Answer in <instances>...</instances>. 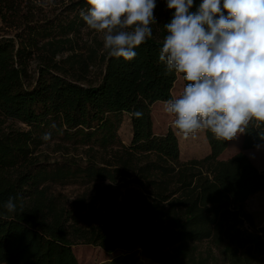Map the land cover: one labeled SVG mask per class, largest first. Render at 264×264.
I'll list each match as a JSON object with an SVG mask.
<instances>
[{
  "label": "trees",
  "instance_id": "16d2710c",
  "mask_svg": "<svg viewBox=\"0 0 264 264\" xmlns=\"http://www.w3.org/2000/svg\"><path fill=\"white\" fill-rule=\"evenodd\" d=\"M88 7L0 0V264H78L77 243L122 250L111 264H141L140 255L157 264H264V225L245 208L264 191V170L242 151L264 145V126L251 121L241 150L225 159L229 141L204 130L208 153L182 160L173 131L156 134L152 122V105L172 99L183 77L165 76L159 62L174 9L161 0L152 37L126 61L108 49L80 52L79 13ZM125 118L128 143L119 134ZM69 185L83 190L68 203L54 188ZM9 197L15 213L2 206Z\"/></svg>",
  "mask_w": 264,
  "mask_h": 264
},
{
  "label": "clouds",
  "instance_id": "9594fccd",
  "mask_svg": "<svg viewBox=\"0 0 264 264\" xmlns=\"http://www.w3.org/2000/svg\"><path fill=\"white\" fill-rule=\"evenodd\" d=\"M166 3L174 12L164 25L159 62L165 76L183 74L188 82L179 97L164 101L176 129L185 138L210 130L217 139L231 141L251 121L264 126V0H201L195 10L194 0ZM87 5L79 15L90 29L106 30L104 48L110 57L133 60L134 49L153 35L156 0H87ZM131 115L141 118L143 113ZM50 128H56L55 122ZM51 138V131L41 136L46 142ZM2 206L8 213L17 211L14 197Z\"/></svg>",
  "mask_w": 264,
  "mask_h": 264
},
{
  "label": "rangeland",
  "instance_id": "374dc122",
  "mask_svg": "<svg viewBox=\"0 0 264 264\" xmlns=\"http://www.w3.org/2000/svg\"><path fill=\"white\" fill-rule=\"evenodd\" d=\"M161 0H156V8L153 10L155 13L159 7ZM134 27V26H133ZM131 31V28L120 29L117 28L114 31ZM106 30L103 32H97L96 30L90 29L88 26L82 30V49L81 53L88 56L89 54H95L98 57L106 49L104 48V37ZM98 67L91 66L89 68V77L93 78L98 72ZM184 80L179 75L172 88V98L179 97L182 94L184 88ZM175 117L165 112L164 102H155L152 105V122L153 130L156 134H163L168 130H172L178 140L180 158L182 160H188L190 158H200L206 155L209 151V146L205 138L204 130H200L195 134L185 138L175 127ZM119 134L124 143H128L131 138V126L128 118H125L120 129ZM241 138L242 133H239L236 138L228 142L226 150L221 155V158L225 159L234 153L241 150ZM46 149V152L51 157H58V153H52ZM252 161V163L259 169L264 170V147L259 150L255 148L242 150ZM55 192L62 193L69 203L74 200L83 190L82 187L77 185L69 186H56ZM99 203H95L94 207L98 208ZM245 208L253 216L256 227L264 225V191H259L251 195L246 203ZM72 250L76 255L78 264H111V260L121 256L122 250H114L111 253L104 251L102 248L96 245L77 243L72 246ZM141 264H157L149 261L143 256H139Z\"/></svg>",
  "mask_w": 264,
  "mask_h": 264
}]
</instances>
